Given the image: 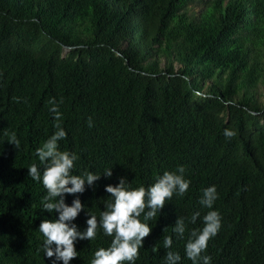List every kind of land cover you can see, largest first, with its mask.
<instances>
[{
	"label": "trees",
	"instance_id": "trees-1",
	"mask_svg": "<svg viewBox=\"0 0 264 264\" xmlns=\"http://www.w3.org/2000/svg\"><path fill=\"white\" fill-rule=\"evenodd\" d=\"M260 85L264 0H0V264H54L39 225L58 213L42 211L47 190L28 176L33 164L43 171L36 149L55 131L53 101L67 134L59 148L78 157L73 174L101 176L77 194L79 231L90 215L99 223L107 185L126 177L130 189H147L182 166L187 192L155 218L139 217L152 231L135 264H166L168 251L193 264L185 245L208 211L221 217L202 253L210 264H264ZM211 186L218 198L208 209L200 200ZM178 218L183 238L173 232ZM112 239L98 227L94 240L75 242L69 264H91Z\"/></svg>",
	"mask_w": 264,
	"mask_h": 264
},
{
	"label": "clouds",
	"instance_id": "clouds-1",
	"mask_svg": "<svg viewBox=\"0 0 264 264\" xmlns=\"http://www.w3.org/2000/svg\"><path fill=\"white\" fill-rule=\"evenodd\" d=\"M49 109L54 114V133L49 136L43 144L36 149V154L43 171L36 164L28 168V176L34 181L41 182L47 190V195L43 197L42 211L48 213H58V219H44L39 225V231L44 237L43 251L48 258H55V261H62L69 264L71 260L78 256L75 250V242L79 240L92 241L96 238L97 228L103 229L104 235L112 237L108 248H99L94 253L91 264H135L139 256V249L143 247V240L152 231V228L142 223L139 219L144 214L145 220L156 217L161 211L166 200H171L174 193L183 196L190 185V181L184 178V167H179L177 172L165 171L156 182L149 186L130 189L127 186V178L120 177L116 186L107 185L105 191L112 198L106 202L105 210L101 213L98 223L95 215H90L87 219L85 231H79L72 223L84 208L77 194L85 192V185L94 187L95 182L101 176L91 172L83 176L74 175V161L78 159L75 153L61 151L59 141L66 139V132L61 126L62 114L58 110L55 102ZM88 126L91 128L92 122L89 118ZM224 135L231 138L234 132L226 130ZM9 144L19 147V141L15 134H12ZM113 175L112 169L105 170L103 176L110 178ZM69 185H71L69 187ZM65 194L76 196L71 206L65 203ZM215 186L204 190L200 204L208 209H212L217 199ZM148 211H145V209ZM200 213L192 215L191 223H195ZM221 227V217L217 211H208L203 216V227L199 230H192L185 245V255L193 264H210V256H202L206 251L208 241L213 238ZM173 232L179 238H183L185 233V220L178 218L175 222ZM164 247L170 249L172 238H164ZM181 257L178 253L168 251L166 254V264H178Z\"/></svg>",
	"mask_w": 264,
	"mask_h": 264
},
{
	"label": "rangeland",
	"instance_id": "rangeland-1",
	"mask_svg": "<svg viewBox=\"0 0 264 264\" xmlns=\"http://www.w3.org/2000/svg\"><path fill=\"white\" fill-rule=\"evenodd\" d=\"M192 8H193V11H194L195 14H197V13L199 12V7H198V6L193 5ZM66 51H67V50H65V51L63 52V54H64ZM161 62H163V61H161ZM161 65H162V64H161ZM256 98H257V100H258V102H259L260 104H263V105H264V86L260 85V86L258 87Z\"/></svg>",
	"mask_w": 264,
	"mask_h": 264
},
{
	"label": "water",
	"instance_id": "water-1",
	"mask_svg": "<svg viewBox=\"0 0 264 264\" xmlns=\"http://www.w3.org/2000/svg\"><path fill=\"white\" fill-rule=\"evenodd\" d=\"M65 50H67V48Z\"/></svg>",
	"mask_w": 264,
	"mask_h": 264
}]
</instances>
